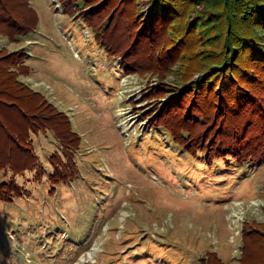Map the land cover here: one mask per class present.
<instances>
[{"label": "rangeland", "instance_id": "obj_1", "mask_svg": "<svg viewBox=\"0 0 264 264\" xmlns=\"http://www.w3.org/2000/svg\"><path fill=\"white\" fill-rule=\"evenodd\" d=\"M147 1L138 12L149 23ZM28 2L35 28L15 43L0 35V49L26 51L30 70L19 79L69 117L82 144L72 153L76 176L54 188L49 157L59 142L48 130L31 133L37 166L15 176L20 197L0 201V264H198L207 251L240 264L227 217L239 201L242 233L264 223V161L208 165L187 153L150 125L146 98L185 68L127 72L79 17L53 0ZM10 175L0 171V181Z\"/></svg>", "mask_w": 264, "mask_h": 264}, {"label": "trees", "instance_id": "obj_2", "mask_svg": "<svg viewBox=\"0 0 264 264\" xmlns=\"http://www.w3.org/2000/svg\"><path fill=\"white\" fill-rule=\"evenodd\" d=\"M56 1L127 72L185 68L177 84L149 90L152 127L190 155L203 154L208 165L226 157L238 166L264 161V0H148L149 23L138 12L142 0ZM36 23L28 0H0V35L9 43ZM26 55L0 49V171L11 173L0 181L4 202L24 192L15 176L37 166L31 133L48 130L59 142L61 153L49 157L54 188L76 176L72 153L82 144L69 117L19 79L30 70ZM246 229L238 262L264 264V223ZM198 264L225 263L207 251Z\"/></svg>", "mask_w": 264, "mask_h": 264}, {"label": "built area", "instance_id": "obj_3", "mask_svg": "<svg viewBox=\"0 0 264 264\" xmlns=\"http://www.w3.org/2000/svg\"><path fill=\"white\" fill-rule=\"evenodd\" d=\"M54 4L59 8L60 6L56 3V0H53ZM30 54V53H29ZM234 210L230 212L227 217L228 220V228L232 233L230 237V243L234 246V252H241V242H239L238 237L242 235V230L240 224L242 222V218L245 215V211L243 210V204L239 201L233 203ZM249 208H256V206H249ZM253 212V211H252Z\"/></svg>", "mask_w": 264, "mask_h": 264}]
</instances>
